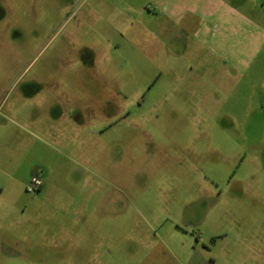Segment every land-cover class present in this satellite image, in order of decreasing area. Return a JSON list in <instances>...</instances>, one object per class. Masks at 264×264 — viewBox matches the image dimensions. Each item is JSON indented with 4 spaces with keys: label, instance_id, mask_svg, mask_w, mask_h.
<instances>
[{
    "label": "rangeland",
    "instance_id": "obj_1",
    "mask_svg": "<svg viewBox=\"0 0 264 264\" xmlns=\"http://www.w3.org/2000/svg\"><path fill=\"white\" fill-rule=\"evenodd\" d=\"M132 3L0 0V264H264V43L205 64Z\"/></svg>",
    "mask_w": 264,
    "mask_h": 264
},
{
    "label": "crops",
    "instance_id": "obj_2",
    "mask_svg": "<svg viewBox=\"0 0 264 264\" xmlns=\"http://www.w3.org/2000/svg\"><path fill=\"white\" fill-rule=\"evenodd\" d=\"M121 1L128 9L134 10L132 0ZM138 5L140 10L146 7L148 12L151 9L155 15L157 44L160 47L173 49L175 54L181 56L187 54L188 50H193L195 56L197 53L201 59L204 57L201 61L205 64L209 62V54L215 49L222 50L226 55L230 49L233 56L238 57L241 54L243 56L245 42L259 45L264 43V28L256 27L231 0H141ZM250 29L253 31L248 32ZM181 33L185 37L180 36ZM193 43L203 53L197 52L194 46L191 49ZM193 52L191 53L194 55ZM175 54L174 57H177ZM227 60H230L229 56ZM230 63L234 62L230 60ZM36 174L42 178L44 188L49 181V174L42 169L36 171ZM175 230L180 231V226L177 225ZM174 247L179 253L176 254V264H211L193 244L192 239L177 243ZM182 253L189 255L181 258Z\"/></svg>",
    "mask_w": 264,
    "mask_h": 264
},
{
    "label": "built area",
    "instance_id": "obj_3",
    "mask_svg": "<svg viewBox=\"0 0 264 264\" xmlns=\"http://www.w3.org/2000/svg\"><path fill=\"white\" fill-rule=\"evenodd\" d=\"M42 179L38 176V175H35L31 181H30V185H29V191H34V190H37L39 189L41 186H42Z\"/></svg>",
    "mask_w": 264,
    "mask_h": 264
}]
</instances>
